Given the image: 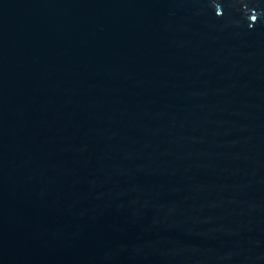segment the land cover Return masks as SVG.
<instances>
[{
  "label": "water",
  "instance_id": "obj_1",
  "mask_svg": "<svg viewBox=\"0 0 264 264\" xmlns=\"http://www.w3.org/2000/svg\"><path fill=\"white\" fill-rule=\"evenodd\" d=\"M0 264H264V0H0Z\"/></svg>",
  "mask_w": 264,
  "mask_h": 264
}]
</instances>
